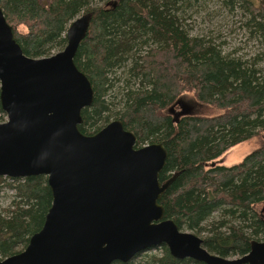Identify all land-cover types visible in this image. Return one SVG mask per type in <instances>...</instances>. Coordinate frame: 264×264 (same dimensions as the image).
I'll return each instance as SVG.
<instances>
[{"label":"trees","instance_id":"1","mask_svg":"<svg viewBox=\"0 0 264 264\" xmlns=\"http://www.w3.org/2000/svg\"><path fill=\"white\" fill-rule=\"evenodd\" d=\"M205 0H0L15 40L30 57L49 56L66 44L76 16L90 13L87 32L74 56L90 80L92 103L81 111L80 132H97L113 119L136 136V146L161 142L167 151L159 174L174 177L159 203L179 229L200 235L204 247L222 257L248 252L264 239V143L239 162H218L233 145L264 132V70L223 51L212 39L192 34L189 11ZM229 10L247 11L252 30L264 27V6L252 0H222ZM23 24L26 32L17 31ZM121 69V73H117ZM123 84L121 107L112 111V89ZM185 94V95H184ZM192 97L186 98L188 95ZM178 97L219 112L184 115L177 123L166 109ZM113 114V116H112ZM0 107V121L4 120ZM12 191L0 210V260L21 251L38 231L51 204L46 177L0 176V192ZM156 249L158 252L150 250ZM146 258V259H145ZM205 264L173 257L165 244L110 264Z\"/></svg>","mask_w":264,"mask_h":264},{"label":"water","instance_id":"2","mask_svg":"<svg viewBox=\"0 0 264 264\" xmlns=\"http://www.w3.org/2000/svg\"><path fill=\"white\" fill-rule=\"evenodd\" d=\"M90 16L70 21L61 50L30 57L0 7V176L44 175L52 196L40 229L0 264H110L162 244L178 259L264 264V240H251L241 256L222 257L164 217L159 199L174 177L159 180L167 157L161 142L136 146L119 119L93 134L80 132L81 111L94 91L74 56ZM198 106L178 97L166 112L177 123Z\"/></svg>","mask_w":264,"mask_h":264},{"label":"rangeland","instance_id":"3","mask_svg":"<svg viewBox=\"0 0 264 264\" xmlns=\"http://www.w3.org/2000/svg\"><path fill=\"white\" fill-rule=\"evenodd\" d=\"M47 1L48 0H46V3ZM221 1L222 0H205L189 11V17L187 18L186 23H188V27L191 28V33L200 34L212 39L215 43L221 46L223 51L234 56L248 59L250 61H257L259 67L264 70V27L262 31L254 30V28L252 30V26L246 24L249 15L247 11H244L241 8H236L233 11L229 10ZM252 1L253 8H255V6H260L259 4H263L264 6V0ZM90 4H103V0H91ZM16 28L19 32H26L27 30L23 24L16 25ZM59 50L54 49L51 51V54H54ZM117 73H121V69L118 70ZM122 88L123 84L120 82L112 89L111 99L115 102V105L112 106L113 112L121 107L122 101L120 98ZM188 97L192 96L189 94L186 98ZM176 109H178V107H176ZM197 111L203 115H212L219 112L213 107L204 105L198 106ZM113 118L114 117H110L111 120H113ZM262 143H264V132L233 145L226 150L220 158H218V162L226 166L235 164L247 153ZM12 195L13 193L9 189H3L0 192V210L9 206L12 200ZM257 210L258 212L262 211L264 214V206H258ZM260 240L264 239L261 238ZM150 251L158 252L156 249ZM141 264H147V262L142 260Z\"/></svg>","mask_w":264,"mask_h":264},{"label":"flooded vegetation","instance_id":"4","mask_svg":"<svg viewBox=\"0 0 264 264\" xmlns=\"http://www.w3.org/2000/svg\"><path fill=\"white\" fill-rule=\"evenodd\" d=\"M187 100H190V99H187ZM190 101H193V100H190Z\"/></svg>","mask_w":264,"mask_h":264}]
</instances>
